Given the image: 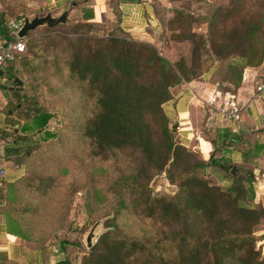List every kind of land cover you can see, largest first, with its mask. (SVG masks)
<instances>
[{
  "label": "trees",
  "instance_id": "trees-1",
  "mask_svg": "<svg viewBox=\"0 0 264 264\" xmlns=\"http://www.w3.org/2000/svg\"><path fill=\"white\" fill-rule=\"evenodd\" d=\"M154 8L158 18L156 5ZM7 12L11 13L0 10L4 43L13 40L8 23L14 19H8ZM114 13L116 27L106 35L92 34L87 21L73 23L57 40L49 33L67 21L44 27V37L30 36L29 31L24 52L1 69L5 82L0 88L8 105L0 128V139L6 144L4 158L24 169L0 186V213L7 219L9 232L36 243L43 252L56 246L63 255L62 264H71L64 255L67 246L81 245L61 238L44 243L55 230L40 221L55 210H64L65 215L68 207L56 206L54 200L66 205L64 201L70 197L64 195L63 183L58 181L66 167L52 166L55 160L48 156L60 146L59 135L46 128L54 114L29 94L34 86L19 76L39 48L44 50L42 41L49 39L45 51L50 48L55 53L53 63L61 76L60 85L49 89L60 94L78 90L80 103L75 107L84 115L76 127L87 144L88 156L100 161L123 158L131 165L110 185L116 202L106 219L107 229L82 255L80 264H264L255 234L264 219V205L256 200L255 180L264 169L256 175L253 162L259 151L264 153V143L255 142L250 153L243 155L234 144L240 134L232 126H219L210 142L214 150L219 149V157L212 154L205 161L175 141L170 116L164 110L173 100L174 87L202 74L206 55L228 60L237 89L243 69L264 62V0H228L213 7L207 17V33L191 28L197 20L194 15L174 8L173 15L165 22L159 19L158 25L162 24V32L168 26L171 39L189 41L190 55L173 61L152 42L125 31L118 12ZM24 17L25 12L15 20ZM39 62L47 66L46 59ZM15 78L21 81L19 88L14 85ZM232 92L236 96L237 90ZM66 94L62 96L69 102ZM243 158L249 166L237 165ZM232 167H236L234 174ZM207 168L219 172L221 184H212L198 174ZM155 175H162L175 189L153 192L150 182ZM69 185L76 187L73 182ZM63 196L66 199L62 201ZM128 212L160 224L162 237L150 241L122 232L118 220Z\"/></svg>",
  "mask_w": 264,
  "mask_h": 264
},
{
  "label": "rangeland",
  "instance_id": "rangeland-1",
  "mask_svg": "<svg viewBox=\"0 0 264 264\" xmlns=\"http://www.w3.org/2000/svg\"><path fill=\"white\" fill-rule=\"evenodd\" d=\"M227 1L228 0H162L156 1L155 5L158 12V20L162 19V21L165 22L173 15L174 8H183L197 18V20L192 23L191 28L197 32L207 33V17L209 11L217 5L226 4ZM55 4L56 0H0V10L11 11V13L7 12L9 13L7 18L16 19L18 15L24 12L25 15L28 16H33L35 13L43 15L48 10L57 13L60 7H57ZM82 8H84V6H76L74 10L69 12L65 26L54 30V32L49 33V35L54 36V40H57L60 38V35L66 33L70 25L76 22H82L83 20H81L82 17L80 14ZM87 22L91 23V33L94 35H106L113 31L117 24L116 20L114 21L111 18ZM164 22L163 27H166L167 25L165 26ZM44 29V27H38L30 31V36L44 37L43 34H47ZM155 29V32L154 30L151 31L150 36L152 43L159 48L161 54L170 61L176 60L180 56L189 57V41L171 39L169 37L171 32L168 26L163 32L162 24L158 25ZM166 31L168 32L164 35ZM49 43V39L42 41L40 47L43 46L44 50L42 51V49L39 48L37 56L29 65L23 66L19 76L34 86V89H32L29 94H34L38 103L46 106L50 113L54 114V116L48 120L46 128L59 135L60 146L54 154H49L48 156L50 159L52 158L55 160L52 166H56L59 169L66 167L67 169L64 175L58 176V181L59 183H63L60 188L64 192V195L70 194V197L67 199L65 198L67 195L62 197V201L66 199L64 201L66 205H63V203L62 205L59 204L60 202L57 200L54 201L56 206L68 207V211L65 215L64 210H60L61 213L56 212V210L51 211L48 219H40L41 223L48 224L47 227L55 230L53 231L55 234H49L44 240V243L49 244L60 238L69 239L72 243L81 242L79 247L74 244L68 245L66 253L64 254L66 255L65 258L71 264H80L82 255L85 254L88 249L85 245L86 235L94 223L100 221L95 227L97 236L93 237V243H95L99 235L107 229L105 222L106 219L111 216L113 205L116 202L113 193L110 191V185L119 176L127 173L131 165H129L130 163L127 160H123V158L100 161L88 156L87 144L80 137L76 127L84 115L82 112L76 110L75 107L76 104L79 105L80 103L78 99L79 94L77 93L78 90L76 89V91L73 92L71 89V93V91L67 89V93L69 94H66L64 90L63 94L70 96L68 97L69 102H65L66 99L62 96L63 94L49 89L52 86L58 87L61 83L59 78L61 76L57 72L56 64L53 63L55 53H53L50 48H47L45 51ZM29 57H32V54H30ZM43 59L47 60V66H43L39 62V60ZM201 70L202 74L199 77L189 82H184L174 87L172 90L174 94L173 99L177 98L182 95L184 87L188 86L189 83L191 89L195 93L193 100L189 103L190 112L186 119L189 128L185 134H183V130L180 129V119L176 116V113H174V105L169 103L164 105L165 112L170 116V127L173 128L172 131L175 141L186 145L191 151L196 153L199 158L208 161L212 154L215 155V157H219V149L217 148L214 150L210 143L211 140L215 138L216 128H219V126H232L241 136V139L234 143L236 149L240 150L243 155L249 154L255 142L264 143V117L262 112H258L259 109L257 108V105L260 104V102L262 103V100L258 99L256 100L257 102L253 101L257 98L254 96L255 86L264 78V62L257 67H245L243 69L240 86L243 84V78L248 77V75L249 81L246 79V81H248L247 84L245 83L247 88L244 93L241 94L238 92L239 87L237 89L233 84V80H231L232 72L228 68V60L220 61L219 59H214L212 55H206L204 56ZM4 82L5 78H1L0 85ZM10 85L12 86L13 83L10 82ZM216 90H220L223 93L228 92L232 95L234 102H236L239 108V114L236 120L230 122L222 121L219 119V116H217L218 113L214 109L208 107L207 103L214 96ZM233 90H237L236 96L233 95ZM0 91L3 92V89L0 88ZM251 103L252 105H250ZM7 107L8 105L3 104V100L0 99V128L5 119L4 111ZM207 107L209 108L208 110ZM73 109H75L76 112L70 113ZM185 137H189V140H185ZM8 141L9 140H5V143ZM3 145L6 144L0 139L1 187H4V183L7 182L9 176L13 174H18L19 176L21 172L24 171L20 165L4 158ZM49 160L46 162L50 164ZM253 160L254 167L258 170L255 173L259 175V169H264V153L259 151L256 154V159ZM249 164L250 163H248V160L245 158H243V161H237L238 166H249ZM43 170H46L45 166ZM198 174L207 178L212 184H221L219 181V172L212 168L199 170ZM258 181L259 178L257 177L255 180L256 200L264 205V189L259 190L257 194ZM72 182L76 184V187H70L69 184ZM150 186L153 192L159 194L175 189L174 186L167 183L162 175H155L151 179ZM70 189L72 190L69 193ZM118 224L122 232L134 234L150 241L162 237L160 233V224H154L148 220L137 219L129 212L119 217ZM255 234L258 237L256 246L261 250V254L264 255V219L257 226ZM59 257L63 258L62 253H60Z\"/></svg>",
  "mask_w": 264,
  "mask_h": 264
},
{
  "label": "crops",
  "instance_id": "crops-1",
  "mask_svg": "<svg viewBox=\"0 0 264 264\" xmlns=\"http://www.w3.org/2000/svg\"><path fill=\"white\" fill-rule=\"evenodd\" d=\"M68 1L69 0H56L55 5L61 9L68 3ZM76 1L77 2L72 7L71 11L74 10L76 6H84L80 13L82 17L81 20L94 22L97 21V19L111 18L115 21L114 11H117L119 14L120 25L125 31L129 32L136 39L152 42L150 33L159 24V20L155 14L154 5L156 1L162 0ZM246 79L249 81V75L248 77L243 78V84L238 89L240 94L244 93L247 88L246 84L248 81H246ZM190 86L191 85L188 83V86L184 87L182 95L174 98L172 102L169 103L174 105V113H176V116L180 119V129L183 130V134H185L189 128L186 119L190 112L189 103L193 100L195 95ZM0 99L3 100V104L6 103V98L2 91H0ZM258 99L262 100V103L260 102V104L257 105V108L259 109L258 112H262L264 117V97H257L253 101L255 102ZM250 105H252V103ZM188 138L189 137H185V140H189ZM17 176L18 174H13L8 177L7 181H12ZM262 189H264V172L257 183V194L258 191ZM7 227L6 217L3 213H0V264H62L60 262L62 258L59 257L61 252L56 246L43 252L34 242L28 241L9 232Z\"/></svg>",
  "mask_w": 264,
  "mask_h": 264
},
{
  "label": "built area",
  "instance_id": "built-area-1",
  "mask_svg": "<svg viewBox=\"0 0 264 264\" xmlns=\"http://www.w3.org/2000/svg\"><path fill=\"white\" fill-rule=\"evenodd\" d=\"M23 19L10 20L8 23L9 32L13 37V40L8 42H2L0 38V80L2 67L13 61L18 55L24 52L25 38L18 36V32L22 26ZM254 96L264 97V78L259 81L254 89ZM208 107L214 109L222 121H233L237 119L239 114V108L234 102L233 97L228 92H221L216 90L214 96L207 103Z\"/></svg>",
  "mask_w": 264,
  "mask_h": 264
},
{
  "label": "water",
  "instance_id": "water-1",
  "mask_svg": "<svg viewBox=\"0 0 264 264\" xmlns=\"http://www.w3.org/2000/svg\"><path fill=\"white\" fill-rule=\"evenodd\" d=\"M76 0H69L68 3L62 7L57 13H53L48 10L43 15L35 13L33 16L25 15L23 18L22 26L18 32V36L25 38L29 31H32L38 27H53L59 23H65L68 19V14L71 11L72 7L76 4ZM14 85L19 88L21 86V81L18 78L14 79ZM236 167H232L231 173L234 174ZM256 170L255 172H257ZM100 221L94 223L90 231L87 233L85 238V245L87 248H90L94 243L92 241L93 237L97 236L95 232V227L99 224Z\"/></svg>",
  "mask_w": 264,
  "mask_h": 264
}]
</instances>
